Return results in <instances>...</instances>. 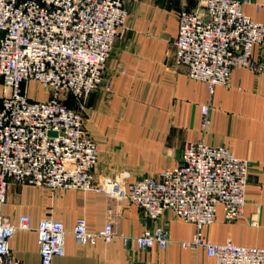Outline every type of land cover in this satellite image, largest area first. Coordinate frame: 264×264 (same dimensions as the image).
I'll use <instances>...</instances> for the list:
<instances>
[{
    "label": "built area",
    "instance_id": "2783aa9c",
    "mask_svg": "<svg viewBox=\"0 0 264 264\" xmlns=\"http://www.w3.org/2000/svg\"><path fill=\"white\" fill-rule=\"evenodd\" d=\"M130 1L139 0H0V264H24L10 242L18 230L34 229L29 214L15 221L5 215L11 183L104 193L138 206L151 220L171 210L196 226L183 247L203 249L215 264H264L263 247L214 243L203 233L216 221L219 205L227 221L239 219L247 205L249 161L228 147L187 142L176 166L131 182L96 174L99 148L85 128L83 110L97 88L111 91L105 71L117 38L128 29ZM247 1L196 0L193 9L179 12L175 65L206 83L211 94L230 84L234 68H257L253 49L264 43V23L243 11ZM32 83L47 98L33 99ZM68 96L77 107L66 103ZM202 112L206 131L208 104ZM35 229L41 264H56L65 255L69 233L81 245L117 237L112 221L91 230L85 217L72 230L52 217ZM134 240L140 249L165 250L172 242L160 227H146Z\"/></svg>",
    "mask_w": 264,
    "mask_h": 264
},
{
    "label": "crops",
    "instance_id": "0c3cea01",
    "mask_svg": "<svg viewBox=\"0 0 264 264\" xmlns=\"http://www.w3.org/2000/svg\"><path fill=\"white\" fill-rule=\"evenodd\" d=\"M195 5L196 0L128 3V29L117 38L105 71L111 91L97 88L83 110L85 128L99 148L96 174L128 182L158 176L178 164L187 142L224 145L249 161L247 205L235 221H227L219 205L216 221L203 233L214 243L264 248V43L253 49L257 68H234L230 84L215 87L211 94L206 83L174 62L179 12ZM242 7L264 23V0H248ZM3 93L0 87V107ZM207 104L210 124L204 131L202 107ZM4 213L13 221L23 213L32 217L34 229L18 230L10 242L12 254L24 264H41L35 228L48 217L63 221L68 230L79 217H85L91 230L112 221L117 234L109 243L81 245L69 233L65 255L56 257V264H215L203 249L182 246L194 237V223L171 210L151 220L129 201L100 192L11 183ZM146 227L169 232L167 249L138 247L134 237Z\"/></svg>",
    "mask_w": 264,
    "mask_h": 264
},
{
    "label": "rangeland",
    "instance_id": "374dc122",
    "mask_svg": "<svg viewBox=\"0 0 264 264\" xmlns=\"http://www.w3.org/2000/svg\"><path fill=\"white\" fill-rule=\"evenodd\" d=\"M30 91L34 97H37V98H45L46 96V93L43 91V88L41 87V85L37 84V83H32L30 85ZM4 94V93H3ZM1 100V98H0Z\"/></svg>",
    "mask_w": 264,
    "mask_h": 264
},
{
    "label": "trees",
    "instance_id": "16d2710c",
    "mask_svg": "<svg viewBox=\"0 0 264 264\" xmlns=\"http://www.w3.org/2000/svg\"><path fill=\"white\" fill-rule=\"evenodd\" d=\"M66 103L71 107H77V104L72 96L67 97Z\"/></svg>",
    "mask_w": 264,
    "mask_h": 264
},
{
    "label": "water",
    "instance_id": "95a60500",
    "mask_svg": "<svg viewBox=\"0 0 264 264\" xmlns=\"http://www.w3.org/2000/svg\"><path fill=\"white\" fill-rule=\"evenodd\" d=\"M52 134V133H51Z\"/></svg>",
    "mask_w": 264,
    "mask_h": 264
}]
</instances>
